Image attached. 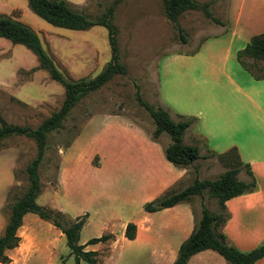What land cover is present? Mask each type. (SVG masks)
<instances>
[{
  "label": "rangeland",
  "instance_id": "obj_1",
  "mask_svg": "<svg viewBox=\"0 0 264 264\" xmlns=\"http://www.w3.org/2000/svg\"><path fill=\"white\" fill-rule=\"evenodd\" d=\"M67 1L97 19L115 0ZM197 1L201 4L211 1L212 13L225 26L208 19L202 11H187L179 18L187 43L166 17L161 0L120 3L115 10L114 23L118 28L119 61L127 66L128 74L116 76L83 97L63 127L49 134L47 152L39 170L42 192L38 203L63 212L66 225L88 214L80 235L81 245L106 234L114 236L107 243L86 248L98 252V264H172L181 244L201 219L202 204L213 212H220L218 199L204 191L184 205L192 206L196 215L190 233L185 231L188 226L180 229L168 226L174 213L165 214L161 210L148 214L142 204L145 194L136 193L145 189L144 171L133 168L138 139L125 129V123L130 120L142 127L153 141L162 144L171 141L168 134L153 139L155 125L148 111L139 104L138 91L149 104L170 110L177 122L191 120L184 143L197 145L203 152L212 150V145L219 146L216 137L209 136V140L205 137L203 121L205 131L210 127L217 129L219 118L221 122L223 117L233 120V114L240 112L232 99H228V83L230 79L241 82L249 77L238 55L254 36L264 33V8H252L253 0H242L246 8L241 0ZM0 15L30 25L59 69L73 80L94 78L111 60L108 31L104 27L88 31L54 27L34 14L27 0H0ZM244 60L254 74L264 77V60L249 57ZM208 67L210 73L206 74ZM205 79L221 94L220 105L214 104L208 111L195 104L207 87ZM64 98V88L40 69L34 53L0 38V113L7 124L37 128L60 109ZM222 101L231 105L226 111L218 109ZM110 116H122L125 122L116 124L112 131L109 128L103 131L105 120ZM107 151L109 157L116 156L114 162L92 169L89 160L93 157V165L100 166L101 157L97 153ZM36 155L37 145L31 138L9 136L0 141V235L9 222L12 204L29 186L26 170ZM206 155L209 158L200 159L187 168L183 187L191 185L197 177L216 179L227 170L216 157ZM164 159L171 165L165 154ZM62 166L71 172L65 176L64 193L59 187ZM145 217L148 219L142 224ZM131 222L142 227L138 233L137 226L135 240L124 236ZM223 227L219 228L221 232ZM18 233L22 241L18 248L8 251L9 264H76L65 235L38 215L29 214ZM227 241L232 244L228 237ZM189 264L227 262L218 253L208 250L195 255Z\"/></svg>",
  "mask_w": 264,
  "mask_h": 264
},
{
  "label": "trees",
  "instance_id": "obj_2",
  "mask_svg": "<svg viewBox=\"0 0 264 264\" xmlns=\"http://www.w3.org/2000/svg\"><path fill=\"white\" fill-rule=\"evenodd\" d=\"M123 1L115 0L100 17L92 19L84 11L76 9L67 0H27L30 10L54 27L74 29V31H88L94 27H104L108 31L111 60L102 72L90 79L73 80L69 78L56 65L44 48L39 34L30 25L12 17L0 15V38L10 41L13 45L24 46L34 53L40 63V69L46 71L50 78L59 83L65 90V98L60 109L53 112L37 128L9 125L0 113V141L9 136H25L33 139L37 145V155L26 170L29 186L23 196L12 204L9 222L4 233L0 235V263L2 264H9L11 258L8 251L20 246L22 239L18 232L28 214L38 215L41 219L53 224L65 235L71 255L75 256L76 264H81V262L98 264V252L88 251L86 248L89 245L107 243L114 238L112 234H106L91 239L86 245H81L79 243L80 235L89 215L78 217L66 225L63 223L66 218L63 212L48 209L40 205L37 199L42 192L39 170L47 152L49 134L63 127L69 114L83 97L96 92L116 76L128 74L127 66L119 61L118 28L114 23L116 7ZM161 1L165 7L166 17L179 31L180 37L185 43H187L185 30L181 27L179 18L187 11H202L208 19L218 25H224V22L212 13L210 7L213 3L211 1L205 4H201L197 0ZM244 57L264 60V34L254 36L238 55L240 63L252 75L256 78H262L250 70ZM136 97L139 104L148 111L153 119L155 125L153 139L157 140L163 134H168L171 137V143L165 150L166 159L171 164L177 168L187 169L196 161L209 158L207 155L202 156L199 146L184 143L186 131L192 124L191 120L177 122L170 110L149 104L143 99L139 91ZM210 156L216 157L227 169L218 178L200 180L197 177L185 189H171L162 196L147 202L144 209L148 213H155L191 201L193 196L203 195L204 191H208L211 198L218 199L220 212H213L205 204H202V217L189 238L181 244L177 259L172 264H188L193 256L207 250L218 253L227 264H256L264 258V243L250 251H242L228 243L227 236L219 230L220 226H224L230 218L226 203L257 189V182L251 166L242 162L235 147L225 153H212ZM242 170L247 171V174L252 177V181L245 182L239 179ZM124 236L129 240H135L137 225L132 222L129 223Z\"/></svg>",
  "mask_w": 264,
  "mask_h": 264
},
{
  "label": "crops",
  "instance_id": "obj_3",
  "mask_svg": "<svg viewBox=\"0 0 264 264\" xmlns=\"http://www.w3.org/2000/svg\"><path fill=\"white\" fill-rule=\"evenodd\" d=\"M241 2L242 6L246 8L245 2L242 0ZM250 5L251 7L253 6L252 8L256 6L262 9L264 8V0H253ZM219 26H225V24ZM241 66L248 72L247 74L250 73L242 64ZM205 69L207 74L211 68ZM194 72H196V69L193 71V74ZM250 74L248 78L241 82L230 79L228 83L230 89L228 99H232L231 102L237 105L240 111L233 114V120H225L223 117L221 122L219 118L217 129L210 127L206 131L203 121L202 129L205 137L207 139L209 136L216 137L219 140V146L212 145V150L207 152H203L200 149L203 156L212 154L211 152L217 154L225 153L235 147L239 152L242 162L251 166L250 168L257 182V189L247 195L233 198L226 203L230 218L222 229V232L231 239L232 244L242 251H250L264 243V77L256 78ZM204 81L207 87L202 91L199 96L200 99L195 104L201 109L208 111L212 105H220L218 99L221 98V94L207 79ZM192 97L194 100L197 99L196 95ZM223 99H226V96ZM228 106H231L230 103L222 101V106L218 109L226 111V107ZM123 119L122 116L108 117L105 120L103 131L105 129L108 130V128L111 131L114 130L116 124L125 122ZM129 121L125 123V129L135 134L138 139L135 152L136 160L133 162V168L138 171H144L142 176L145 181V189L136 192L139 196L145 194L142 204L145 205L147 202L160 197L171 189H185L187 185L183 187L182 184L188 174L187 169L177 168L173 164L170 165L164 159L165 150L171 141H168L167 144L153 141L142 127ZM111 141L114 144L116 142L113 138ZM97 154L101 157V164L100 166H94L92 157L88 162L92 169H99L103 163H113L116 159V156L114 158L113 156L109 157L110 153L108 151L105 154L102 152H98ZM68 173H71L70 170L62 166L59 176V187L62 193L66 191L64 181ZM241 176L244 177L241 179ZM239 179L245 182L252 181V177L245 170L240 172ZM148 193H151V195ZM184 205L187 204H178L172 208L164 209V212H166L165 214L174 213L171 216V222L168 224L169 227L180 229L182 226H188V229L185 230L187 233L191 232L193 219L196 215L191 204V208ZM28 215H26L24 221ZM147 219L148 217H145L142 224L146 223ZM137 226L139 233L142 227L140 225ZM184 236H182V240ZM256 264H264V258Z\"/></svg>",
  "mask_w": 264,
  "mask_h": 264
}]
</instances>
